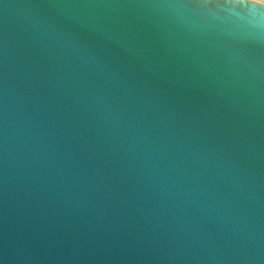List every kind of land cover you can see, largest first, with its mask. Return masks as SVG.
<instances>
[{"label":"water","instance_id":"95a60500","mask_svg":"<svg viewBox=\"0 0 264 264\" xmlns=\"http://www.w3.org/2000/svg\"><path fill=\"white\" fill-rule=\"evenodd\" d=\"M0 264H264V0H0Z\"/></svg>","mask_w":264,"mask_h":264}]
</instances>
